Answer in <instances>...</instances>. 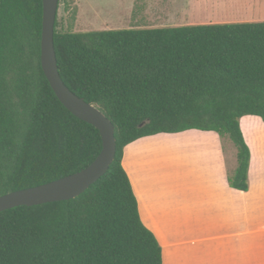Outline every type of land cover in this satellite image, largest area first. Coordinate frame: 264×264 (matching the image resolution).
I'll list each match as a JSON object with an SVG mask.
<instances>
[{
  "label": "trees",
  "instance_id": "16d2710c",
  "mask_svg": "<svg viewBox=\"0 0 264 264\" xmlns=\"http://www.w3.org/2000/svg\"><path fill=\"white\" fill-rule=\"evenodd\" d=\"M57 19L58 11L59 75L111 121L116 154L77 198L1 212L0 264H162L123 151L159 134L228 136L237 150L228 183L246 192L240 119L264 124V22L74 33L58 32ZM41 29L42 0H0V196L75 174L102 149L98 130L71 114L45 77Z\"/></svg>",
  "mask_w": 264,
  "mask_h": 264
},
{
  "label": "crops",
  "instance_id": "0c3cea01",
  "mask_svg": "<svg viewBox=\"0 0 264 264\" xmlns=\"http://www.w3.org/2000/svg\"><path fill=\"white\" fill-rule=\"evenodd\" d=\"M208 2L220 9L228 3L227 0ZM247 7L252 9L250 15L253 17L240 20V23L264 22V0H249ZM184 133L189 138L185 139L186 142L192 140L190 145L185 144V169L193 166L189 169L196 177L192 182L201 187L188 188L189 191L192 189V195L182 193L181 203L169 201L162 193L163 188L150 179L152 165L156 161L152 156L147 154L146 163H139L147 149L159 148L156 145L160 142L155 140L158 135L140 139L123 151L122 167L127 176L132 177L134 187L129 181L133 194L135 192L138 213L143 212L139 217L161 247L162 264H264V139L260 137L252 141L251 146L243 137L249 148L250 160L248 190L242 192L231 188L226 178L225 170L231 164L229 156L221 154V146L216 144L213 135H203L214 132L191 130L179 134ZM127 160L134 161L135 166L137 161L138 181H147L149 187L145 192L148 194L140 188L136 191L133 170ZM188 180L191 181L190 178ZM200 228L207 235L193 234Z\"/></svg>",
  "mask_w": 264,
  "mask_h": 264
},
{
  "label": "rangeland",
  "instance_id": "374dc122",
  "mask_svg": "<svg viewBox=\"0 0 264 264\" xmlns=\"http://www.w3.org/2000/svg\"><path fill=\"white\" fill-rule=\"evenodd\" d=\"M227 1L228 3L224 6L225 9L224 7L220 9L219 7L214 8L208 0H65L67 4L62 2L58 8L56 30L58 32L86 33L124 29L176 28L191 25L237 24L240 23V20L253 17L250 15L253 12L252 9L247 7L249 0ZM240 127L246 143L251 145L253 144L252 141H257L260 137L264 139L262 136L264 125L259 118L254 116L243 117L240 119ZM203 135L214 136L216 144L221 146V154L229 156V162L232 166L230 164L225 170L228 180L234 174L237 166V150L234 144L228 136H220L217 133ZM185 139H189L186 138L185 133L158 135L155 140L160 142L156 145L159 148L147 149L139 160L140 164L146 163L147 154L152 156L154 161L156 160L154 166L152 165L150 179L157 183L158 187L163 188L164 192L162 193L166 194L165 197L169 201L180 202L182 201V193L186 192V194L192 195L190 193L192 189L189 191L188 188L201 187L199 183L197 185V182H192L193 178L196 177L194 176L195 173L189 169L193 166L190 165L189 168L185 169V144L190 145L189 141L192 142V140L186 142ZM197 143L196 141L195 144ZM126 163L133 170L136 191L138 192L140 188L142 192H145L149 185H146V180L139 183L138 175L140 172L137 168V161L136 166L131 160H127ZM136 172L137 177H135ZM128 177L131 181L132 177L129 174ZM189 178L191 181L188 180ZM186 179L189 181L188 183ZM131 184L134 187L133 181ZM145 193L148 194V192ZM174 194L176 196L172 198ZM139 210H141L140 205ZM139 213L140 216L143 215L142 211ZM212 218L214 217L212 216ZM197 233L201 236L207 235V232H203L201 228L199 232L193 234L196 235Z\"/></svg>",
  "mask_w": 264,
  "mask_h": 264
},
{
  "label": "water",
  "instance_id": "95a60500",
  "mask_svg": "<svg viewBox=\"0 0 264 264\" xmlns=\"http://www.w3.org/2000/svg\"><path fill=\"white\" fill-rule=\"evenodd\" d=\"M58 2L59 0H42L40 65L61 104L75 117L98 130L102 149L88 167L75 174L0 196V213L22 206L33 207L75 199L107 173L115 158V130L111 121L96 106L86 103L71 92L59 75L54 49Z\"/></svg>",
  "mask_w": 264,
  "mask_h": 264
}]
</instances>
